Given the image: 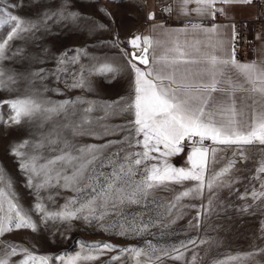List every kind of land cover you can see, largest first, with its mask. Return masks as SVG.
I'll use <instances>...</instances> for the list:
<instances>
[{
    "label": "snow or ice",
    "instance_id": "1",
    "mask_svg": "<svg viewBox=\"0 0 264 264\" xmlns=\"http://www.w3.org/2000/svg\"><path fill=\"white\" fill-rule=\"evenodd\" d=\"M252 3L172 0L161 11L183 19L180 26L168 27L149 11L146 20L155 22L149 23V34L133 32L122 41L113 32L102 42L117 50L118 59L73 47L52 57L54 68H45L47 56L26 51L37 33L47 35L55 25L79 27L90 18L72 11L70 0L42 5L45 10L38 8L34 17L14 12L27 7L24 0H0V28L5 29L0 92L8 93L0 98V108L6 105L9 113L0 127L22 133L9 143L8 152L33 196L25 207L0 167V264H88L102 257H108L103 264H203L195 249L210 245L211 238L160 242L176 235L173 226L186 209L194 212L189 228L199 230L212 215L226 211L218 195L228 189L244 202L232 205L236 213L264 211V58L236 59L244 37L230 15L232 6ZM101 11L112 18L107 9ZM218 16L228 22H216ZM106 29L91 20L89 31ZM255 38L264 43V35ZM16 61L23 70L8 66ZM125 73L130 91L117 100H55L49 95L63 96L61 84L93 92L96 78L109 83ZM114 117L123 119L111 123ZM182 153L185 166L177 167L171 158ZM245 180L243 191L234 187ZM77 221L142 242L77 241L80 251L74 255H51L39 254L35 243L11 239L22 231L69 239L66 234ZM260 254L264 248L228 261H255Z\"/></svg>",
    "mask_w": 264,
    "mask_h": 264
},
{
    "label": "rangeland",
    "instance_id": "2",
    "mask_svg": "<svg viewBox=\"0 0 264 264\" xmlns=\"http://www.w3.org/2000/svg\"><path fill=\"white\" fill-rule=\"evenodd\" d=\"M24 3L27 4V7L14 10V12H19V14L27 17H34L37 15L38 8L41 11L45 10L41 8L42 5L59 6L61 0H24ZM70 4L72 11L80 13L84 18H90L88 24L82 23L79 27L72 28L55 25L53 30L47 35L37 33L36 39L30 41L26 46V51L31 53L32 56H47L44 62L45 68H54L52 57L73 47H87L89 52L95 55H109L118 59L117 50L109 48L102 42L110 40L113 32H118L122 41H125L133 32L138 31L145 34L149 24L146 20L149 7L147 3L143 4L140 0H70ZM8 6L11 7L10 4ZM101 9H107L111 12L112 18L110 19L105 15ZM91 20L107 25V29L96 32L89 31ZM4 30V28H0V36L4 35ZM41 49H47L48 53H42ZM8 66L23 70V64L19 61L8 62ZM30 66L38 67L39 65ZM49 86L52 87L53 84L49 83ZM59 87L63 89V96L49 93L55 100L74 99L77 96H82L87 100L98 102L113 101L120 97H127L130 91L129 77L126 73L109 83H102L99 78H96L95 91L93 92H85L79 89L69 90L64 88L63 84L59 85ZM7 96L8 93L0 92V98ZM8 114L6 105L0 108V120H6ZM122 119L123 117H114L110 122L119 123ZM21 136L22 133L16 129L0 127V167H3L12 179L20 201L25 207H28L33 202L32 193L26 187L24 175L17 168L16 159L8 152L9 143L18 140ZM85 142L93 141L87 140ZM185 151L187 152V149ZM227 155H230V153ZM185 160L186 156L183 153L171 158V162L177 167L185 166ZM249 174V172H242L239 175L247 176ZM247 183V180H245L243 186L236 184L234 187L243 191ZM236 195L234 192L230 193L228 189L222 190L218 198L223 201L226 211H221L219 216L212 215L201 225L199 230L189 228L188 220L194 215V212L186 209L185 217L173 226L172 231L176 235L160 242L171 244L189 238H211L212 243L210 245H203L195 249L204 258L203 264H210L212 260L228 261L229 257L244 256L258 248H264V233L261 232V226L264 223V211L250 209L245 214L236 213L232 205L239 206L244 203L238 200ZM57 202L62 204L63 200L59 199ZM194 202L198 203V201ZM248 203H251V200ZM66 235L70 238L64 239L58 234L52 236L48 232L36 235L22 231L13 234L11 239L18 242L30 241L37 245L39 254L51 255L61 253L74 255L77 251H80V245L77 241H84L89 244L92 242H111L120 246L128 244L138 245L142 242L140 239H124L106 234L94 227H86L78 221L74 222L71 231ZM206 249L208 250V255H205ZM114 254L110 253L109 255ZM191 255V252L187 253V256L190 257ZM107 259L108 257H102L101 261L88 262V264H103ZM255 261H259V264H264V254L257 255ZM255 261H228V264H255ZM166 264H183V262L168 260Z\"/></svg>",
    "mask_w": 264,
    "mask_h": 264
},
{
    "label": "crops",
    "instance_id": "3",
    "mask_svg": "<svg viewBox=\"0 0 264 264\" xmlns=\"http://www.w3.org/2000/svg\"><path fill=\"white\" fill-rule=\"evenodd\" d=\"M147 5L149 7V11H157L158 5H160L157 0H149L147 2ZM230 15L234 17L235 22L237 21H252L256 20L259 17V11L258 8L251 4V5H235L232 6L230 10ZM174 22L172 23H167L163 19L157 17L158 20H162L166 26L168 27H178L180 26L184 21L183 19H178L175 15H172ZM220 24H225L228 21L225 20L223 17H217V21ZM149 23H155V22H149ZM261 35H264V23H262L261 28L258 32ZM258 33L252 34L251 38L254 42V51L251 55V57L245 61V62H250L253 60H258L261 58H264V43H261V41L257 40L255 37ZM149 34V24L146 28V33ZM156 35H159V30L157 31Z\"/></svg>",
    "mask_w": 264,
    "mask_h": 264
},
{
    "label": "built area",
    "instance_id": "4",
    "mask_svg": "<svg viewBox=\"0 0 264 264\" xmlns=\"http://www.w3.org/2000/svg\"><path fill=\"white\" fill-rule=\"evenodd\" d=\"M148 1L149 0H140V2L143 4H146ZM157 2L160 4L156 11L157 17L163 19L167 23L174 22L172 15H168L161 11V7L165 3H172V0H157ZM252 4L258 8V19L252 21L236 22L237 28L241 31V34L244 37V40L240 42L238 51L236 53V59L241 62H245L251 57L254 51V42L251 38V35L258 33L262 23H264V0H253Z\"/></svg>",
    "mask_w": 264,
    "mask_h": 264
}]
</instances>
